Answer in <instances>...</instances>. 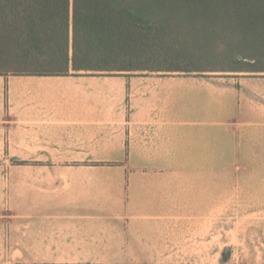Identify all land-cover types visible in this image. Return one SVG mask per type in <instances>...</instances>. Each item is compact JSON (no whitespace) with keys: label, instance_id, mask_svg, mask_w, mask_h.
Instances as JSON below:
<instances>
[{"label":"crops","instance_id":"1","mask_svg":"<svg viewBox=\"0 0 264 264\" xmlns=\"http://www.w3.org/2000/svg\"><path fill=\"white\" fill-rule=\"evenodd\" d=\"M222 79L136 71L0 75V146L42 156L20 160L124 163L115 186L100 184L97 203L91 178L77 181L65 164L53 219L10 212L0 219L5 256L26 264L178 257L185 250L173 227L219 204L222 124L231 131L243 120L247 175L254 154L264 161V77L247 76L243 85Z\"/></svg>","mask_w":264,"mask_h":264},{"label":"trees","instance_id":"2","mask_svg":"<svg viewBox=\"0 0 264 264\" xmlns=\"http://www.w3.org/2000/svg\"><path fill=\"white\" fill-rule=\"evenodd\" d=\"M258 59L264 0H0V75L242 71Z\"/></svg>","mask_w":264,"mask_h":264},{"label":"rangeland","instance_id":"3","mask_svg":"<svg viewBox=\"0 0 264 264\" xmlns=\"http://www.w3.org/2000/svg\"><path fill=\"white\" fill-rule=\"evenodd\" d=\"M251 63L239 64L237 67L242 68V71L152 73L210 74L222 77V81L236 84L242 82L243 85L247 76L264 77V59ZM241 103L243 112V101ZM240 117L243 118V114ZM237 122L231 131L224 130L227 123L222 124L221 161L217 178L215 171V184L220 190L219 204L215 199L213 208L197 211L199 217L196 222L173 227V238L181 240L177 248L185 251L173 258L130 259L128 264H264V161L260 162L254 154L253 166L249 168L247 175L243 120ZM34 149L0 146V219L9 217L6 212H10L12 217L29 213L30 218H37V213L42 217L44 213L45 219H53V214H56V177L58 178L60 170L66 168L65 164L74 166L71 168L74 169L72 178L77 181H84L86 177L91 178L94 189L93 201L97 203L102 196L99 193L100 184L108 181L110 186H115L124 164L20 160L21 157H40V153ZM0 249V264L27 263L24 259L21 262L19 258L6 257L7 252L1 247ZM37 260L40 264H56V259L53 258ZM123 260L96 259L94 264H122Z\"/></svg>","mask_w":264,"mask_h":264}]
</instances>
